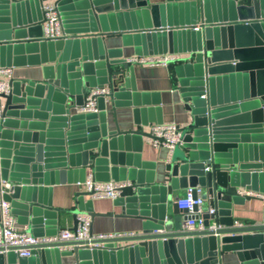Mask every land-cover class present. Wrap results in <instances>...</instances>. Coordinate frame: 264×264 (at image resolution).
Segmentation results:
<instances>
[{"label":"crops","instance_id":"1","mask_svg":"<svg viewBox=\"0 0 264 264\" xmlns=\"http://www.w3.org/2000/svg\"><path fill=\"white\" fill-rule=\"evenodd\" d=\"M82 1L69 2L70 5H76L77 2ZM191 1L148 0L146 7L129 11V15H125L128 14L125 11L113 9L109 14L113 16L114 30L110 26L108 17L100 20L96 25L95 21H90L88 9H84L85 15H82L86 18L84 21L70 22L69 26L73 31H68L65 26L68 38L64 40V51L56 55H51L48 47L45 50L39 48L36 51L26 49L16 51L13 46L5 45L4 59H10V65L13 67L14 89L32 102L31 117L5 116V121L11 122L10 125L2 126L9 135L3 140L11 143L10 164L15 172H20L18 168L31 166L33 162L31 163L29 159L27 148H23L27 144L33 146L34 159L37 157L38 145L48 146L49 158L51 163H54L43 170L47 173L45 182L28 184L31 190L25 195V201L21 200L22 203L15 206L17 209L29 211L28 215L15 213L20 226L27 225L29 230L36 234H43L67 225L73 226L72 215L59 210H72L76 201L80 199L84 200L79 202L81 209H85L87 203H90L93 212L112 214L94 218L92 222L94 234H137L143 229L144 221L137 217L142 212L152 211L158 203L167 204L172 211L173 204L185 189L174 188L171 202H165L170 196L167 190L169 177L173 164L188 156L189 148H176L168 160L167 149L153 147L148 141V135H134L128 140L123 136H117L112 143L110 136L105 138L100 136L98 132L101 130L98 125H87V122L81 119L76 120L73 129L65 125L68 121L66 117L76 115L77 107L90 88L88 85L104 78L106 74L105 66L102 64L104 59L95 58V52H98L105 55L112 63V72L122 70L128 65V69L124 70L126 81L123 79L114 81L113 88L118 89L106 104L104 125L109 133L115 132V117H117L122 130H143L149 134V125L154 123L150 122V119L157 116L155 107L160 108L163 122L175 121L183 128L188 126L192 121V113L185 106L175 68L132 65L128 64L126 59L145 54L146 51L152 54L156 52L155 50L169 49L171 46H176V43L182 42L180 31H190L189 24L182 22L188 19L192 10ZM152 4L160 5L164 23V26L155 31L146 27L152 22L150 12ZM195 5L199 21L198 0H195ZM77 8L73 10L75 12L71 11L72 14L81 9ZM103 14L106 13H100L101 16ZM12 15L38 18L41 17V11L37 4L24 3L19 10L9 12L10 20ZM75 15L76 20H79V14ZM139 24H143L144 27H139ZM92 25L99 29L91 31ZM188 33L196 35L192 31ZM192 37L191 40L195 41L196 38ZM188 40L190 41V38ZM73 49L78 51L77 54H73ZM180 52L183 56L194 59V52ZM62 53L65 54L63 58H61ZM148 109L153 111L149 112ZM24 133L29 134L28 142L24 141ZM96 133L100 137L99 146L88 148L86 144L93 140ZM18 134L22 136L17 138ZM103 138L105 140L102 145ZM87 148L94 152L93 155L89 154L87 157L85 154ZM237 168L238 171L234 173L232 180L234 184L239 185L238 189L248 186L264 194V168L257 159L241 163ZM89 174L110 180H129L133 182L135 189H127L122 200L119 201L91 199L87 194L82 197L79 195L80 186L77 180ZM8 180L12 181V178L9 177ZM16 183H19L18 180ZM206 203L210 204L209 195ZM27 206L33 207V214H30V208ZM178 216L183 218L185 212L179 211ZM232 216L237 224H258L264 220V200L252 196L239 204H233ZM127 244L129 242H116L107 249L96 247V258L89 255L84 260L87 264H148L147 253L132 246L122 248ZM71 250L72 248L68 246L46 249L49 255L48 264L74 263L75 257ZM36 257L35 264H41L39 257ZM15 259L19 262L17 256ZM246 263L247 261H241L235 252L221 254L220 264Z\"/></svg>","mask_w":264,"mask_h":264},{"label":"water","instance_id":"2","mask_svg":"<svg viewBox=\"0 0 264 264\" xmlns=\"http://www.w3.org/2000/svg\"><path fill=\"white\" fill-rule=\"evenodd\" d=\"M43 1L45 0H0V65H10V59H4L5 45L13 46L16 51L22 49L36 51L39 48L45 50L48 47L51 55L64 51V40L41 39L42 21L37 17L12 15V20H10L8 16L10 11L19 10L24 3L34 5ZM69 1L56 0L64 13V23L68 31H73L70 29V22L79 21L81 23L86 19L82 16L85 15L84 9H88L90 21H95L96 25L100 20L108 17L110 26L113 27V16L109 14L113 9L125 11L128 13L125 15H129V11L143 9L148 5V0H83L77 2L76 5H70ZM191 2L192 10L189 12L188 19L183 20L182 23L189 24V30L196 35H189L190 31H180L182 42L176 43V46H171L169 49L164 48L152 52V54L168 51L195 53L191 63L175 68L185 106L192 113V121L184 127V144L180 148H189L190 153L173 164L167 187L170 196L165 202H171L172 190L176 187L186 189L201 186L205 198L208 195L212 196L210 203L217 208L216 214H204L203 229L186 230L183 225L187 216L183 218L178 216L179 211L186 212V210L179 209L177 203H174L170 211L167 204L158 203L152 211H144L137 216L144 221L140 233L120 237L92 238L85 241L37 244L32 246L34 255L28 259L20 258L19 262H16V255L12 252L18 247L10 246L6 248L8 252L1 247L0 264H35L36 256L39 257L41 264H48L49 255L46 249L65 246L72 248L71 252L75 257V262L72 264H87L84 259L89 255L96 258V247L107 249L116 242H129L122 248L132 246L147 253L148 264H220L222 252H235L241 261H247L246 264H264V220L258 224L245 225L237 224L232 216L233 204H239L251 198V196L239 194V185L233 183L232 177L238 171L237 166L251 159H257L264 168V0H198L200 7V29L198 30L195 29L199 23L195 0ZM75 7L81 8L75 13L79 14V20H76V15L71 12ZM150 12L152 22L146 27L155 31L164 26L160 5L152 4ZM100 13L106 14L101 16ZM138 26L144 27L143 24ZM97 29L99 28L92 25L90 30L96 31ZM114 29L115 27L112 28ZM191 37L196 38L195 41L191 40ZM77 52L73 49V54ZM145 54H150V52L146 51ZM64 55L62 53L61 58ZM95 58L104 59L102 64L105 66L106 76L104 75V78L88 86L106 82H110L113 86L116 79L126 81L124 70L128 69V65H125L122 70L112 72V63L105 55L95 52ZM205 82L208 86L206 100L201 98ZM117 89L113 88V92ZM5 100V116L20 115L26 118L32 116L31 100H26L18 90L14 89L12 93L6 95ZM155 110L157 116L154 119L151 118L150 122L162 123L160 108L155 107ZM148 111L153 110L148 109ZM40 115L43 116L42 113ZM104 115L103 111L100 114H76L70 118L66 117L68 121L65 127L71 126L73 129L76 120L81 119L87 122V125H98L101 130L98 132L100 136L104 138L110 136L112 143L117 136H123L125 140H128L134 135H151L143 130H122L117 117H115V132L109 133L104 125ZM10 124L11 122L7 120L2 126ZM98 133L86 144L88 148L99 146ZM20 136L22 135L18 134L17 138ZM5 137L9 135L1 127L0 177H11L14 180L9 196L13 204L19 206V203H22L21 200L25 201V195L31 190L27 185L31 182L44 183L47 173L43 170L54 163H51L49 158L48 146L38 145L37 157L34 159L33 146L27 144L23 148H27L29 159L33 163L29 167L18 168L20 172H15L9 158L11 143L3 140L6 139ZM23 138L25 142H28L29 134L24 133ZM93 153L88 149L85 154L88 157ZM95 176L104 180L109 179L96 174ZM16 180L19 183H16ZM119 200H122V197L114 201ZM27 207L30 208V214H33V207ZM12 211L24 215L29 214L28 210L15 207ZM59 211L72 215V228L76 230L77 214L82 211L79 201H76L72 210L60 209ZM85 211L90 214L92 222L96 216L112 215L93 212L90 203H87ZM212 218H216L218 222L213 229L210 228ZM91 233L93 234L92 224ZM57 260H59L58 257Z\"/></svg>","mask_w":264,"mask_h":264},{"label":"built area","instance_id":"3","mask_svg":"<svg viewBox=\"0 0 264 264\" xmlns=\"http://www.w3.org/2000/svg\"><path fill=\"white\" fill-rule=\"evenodd\" d=\"M36 5V4H35ZM41 17L37 19L42 23V40L58 41L68 38V34L64 23V13L60 9L56 0H45L40 4ZM200 29V25L195 26ZM128 64H142L146 66H173L174 68L184 66L191 63L192 60L187 56H183L182 52H164L158 54H141L126 59ZM13 67L11 65H0V131L5 121V96L14 90ZM113 86L110 82L96 84L91 86L83 98L82 103L77 107V115L100 114L105 112L106 104L112 96ZM201 98H208V86L205 82L203 86V94ZM96 117V121H97ZM100 119V118H99ZM150 136L149 143L155 148H165L168 152V160H170L174 150L184 144L183 137L184 128L175 121L152 123L149 125ZM0 177V248L13 246L18 247L12 252L20 259H28L33 256V248L37 244L55 243L61 241H85L92 238H109L120 237L131 234H92L91 224L92 218L85 209L77 214V227L73 230L72 226L56 228L55 230L36 234L29 230L27 225L23 227L19 225L17 216L13 213L12 208L16 205L10 198L11 187L14 181ZM77 184L80 186V196L87 194L91 199H112L116 200L125 195L127 189H135V185L129 180H104L93 176L86 175L83 179H78ZM238 193L243 196H253L264 200V194L251 188H239ZM212 196L209 195V202ZM203 196V188L201 186L187 187L184 193L176 200L178 208L186 210L184 221V229L201 230L204 228V214H216L217 208L213 204L207 205ZM84 202L83 199H80ZM20 204V203H19ZM216 218L210 219V228L217 226ZM67 247V246H65ZM69 247V246H68ZM71 249V247H70ZM36 256V255H35Z\"/></svg>","mask_w":264,"mask_h":264}]
</instances>
